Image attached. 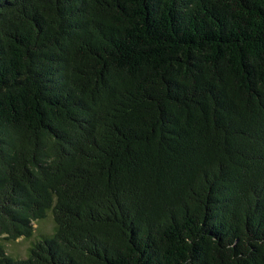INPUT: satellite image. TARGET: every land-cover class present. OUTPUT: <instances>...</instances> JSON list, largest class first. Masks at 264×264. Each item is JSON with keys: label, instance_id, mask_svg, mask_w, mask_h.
Here are the masks:
<instances>
[{"label": "trees", "instance_id": "1", "mask_svg": "<svg viewBox=\"0 0 264 264\" xmlns=\"http://www.w3.org/2000/svg\"><path fill=\"white\" fill-rule=\"evenodd\" d=\"M0 264H264V0H0Z\"/></svg>", "mask_w": 264, "mask_h": 264}, {"label": "rangeland", "instance_id": "2", "mask_svg": "<svg viewBox=\"0 0 264 264\" xmlns=\"http://www.w3.org/2000/svg\"><path fill=\"white\" fill-rule=\"evenodd\" d=\"M36 231L33 238L30 239H18L13 242L1 241L5 244L6 253L10 258L24 257L28 252V248L32 246L35 240H41L43 237H51L53 234V222L51 214L44 219H41L34 225ZM49 234V235H45Z\"/></svg>", "mask_w": 264, "mask_h": 264}]
</instances>
